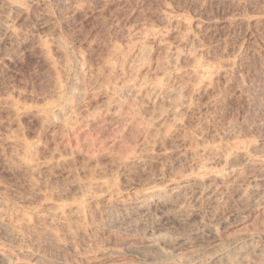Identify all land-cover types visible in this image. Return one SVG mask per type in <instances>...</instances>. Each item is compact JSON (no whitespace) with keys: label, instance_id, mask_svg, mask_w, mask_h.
Returning <instances> with one entry per match:
<instances>
[{"label":"rangeland","instance_id":"rangeland-1","mask_svg":"<svg viewBox=\"0 0 264 264\" xmlns=\"http://www.w3.org/2000/svg\"><path fill=\"white\" fill-rule=\"evenodd\" d=\"M33 1L10 27L23 46L0 34V255L135 264L153 242L200 249L204 222L221 241L264 231V210L233 201L189 225L113 208L264 150V0Z\"/></svg>","mask_w":264,"mask_h":264},{"label":"bare ground","instance_id":"bare-ground-1","mask_svg":"<svg viewBox=\"0 0 264 264\" xmlns=\"http://www.w3.org/2000/svg\"><path fill=\"white\" fill-rule=\"evenodd\" d=\"M58 1L59 0H57V2ZM60 1L65 4L70 0H60ZM33 2H34L33 0H0V34L3 36L4 43L8 45L10 48L16 46L19 49L25 43V42L23 43V39H21L22 35L21 33L18 32L19 29L18 31H16V29L11 30L10 27L12 23H14L16 19H18L17 17H19V15L23 13L27 5H32ZM63 3L62 4L59 3V4H61L62 6L64 5ZM71 3L72 5L75 3L74 5L75 8H78L76 7L77 3L75 1ZM35 43L37 44L36 48L39 49L40 55L41 57H43L42 59L45 61V64L47 63L46 65L50 67V64L52 62L50 61L51 57H48L49 53L47 55L48 49L45 48L46 47L45 45L44 47L41 44L42 41L41 39H39V37L37 38V40L35 39ZM50 50L52 49L50 48ZM5 54L6 53H4L3 55L1 54L0 56V62H2L0 63L1 65L6 63V56L8 55ZM260 148L256 146L254 150V148L251 149V146L249 145L246 146L242 145L240 149L238 148V150L231 152L229 156L227 155L228 157L224 156L222 153L216 154L218 156L215 158L216 162L218 164H223L224 166L227 167V169L224 172L221 173L214 172L215 174H212L207 177L204 176L202 177L203 174L199 176L200 175L199 174L193 176V178L191 177L186 180H179L174 184H169L166 188L162 190L153 189L149 192L147 191V193H144V195L142 196L139 195L138 196L136 195L134 197L132 196V198H130L128 201L120 202L117 204L115 202L114 204L116 205H114L113 208L117 207L120 210L123 209L127 211L131 209L132 213H134L133 216H137L140 214L148 215L151 213L154 215L156 213L157 216L160 215L162 217L169 214V216H172L173 219L176 218L178 220H182L186 224L190 223V221L193 224L192 220L196 217H200V219L202 220H206V219L211 220V218H213L216 215L217 209L219 211V209L225 208L226 207L225 205L231 203L232 201L233 203L239 202L240 204L244 206H248L250 209L253 210L255 209V210L263 211L264 200L263 197L261 199L260 196L264 193V150ZM253 157H256L257 159H253ZM163 195L166 196L164 203H161L162 205L158 203V205L160 206L155 204L157 206L153 207L154 205L152 206V204L156 203L157 201L159 202V200L157 199ZM201 206H203L204 210L201 209ZM225 209H227V207ZM236 217L239 220V222H242L244 220L243 215H239V216L237 215ZM132 219L133 218L130 217V221ZM233 221L235 220L233 219ZM235 222L238 223L237 221ZM202 224H203L202 229L201 227L198 228H200L202 232L203 231L205 232V235L206 237L209 238L210 242L202 244L200 249L192 250L194 249L192 248L189 249V251L186 253L182 252L183 255H181V253L179 254L178 252L179 249L176 248L175 245L174 248L168 246L167 244L165 245V243L163 244L161 242L160 243L153 242L150 246H148L149 252L148 253L146 252L147 254L145 256H141L142 253L140 254L138 251V255L140 254V256L136 257L137 259L135 264H159L162 262L168 263V262L176 261L177 259L180 260L182 264H264V231H258V235L257 232H254V234L242 233L235 236H231L230 238L221 241L217 239L215 229L213 228V226H215L216 224L213 225L212 223L213 226L209 225L211 223L204 222ZM230 225L232 226V224ZM198 228L196 229L198 230ZM254 235L262 237L263 239L262 245H257L254 242V240L252 239ZM200 239L202 238L200 237ZM237 243L239 245L237 247H234L235 249L228 250L224 255L219 256V251H221L224 248H229L234 244L237 245ZM205 258H208L209 261L203 262V259ZM0 264H13V263L7 257L0 255ZM17 264H26V263L19 262Z\"/></svg>","mask_w":264,"mask_h":264}]
</instances>
